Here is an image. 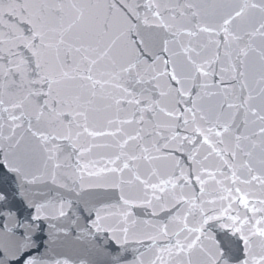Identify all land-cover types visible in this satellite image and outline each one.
<instances>
[{"label": "snow or ice", "instance_id": "6c2138e0", "mask_svg": "<svg viewBox=\"0 0 264 264\" xmlns=\"http://www.w3.org/2000/svg\"><path fill=\"white\" fill-rule=\"evenodd\" d=\"M5 169L0 264H264V0H0Z\"/></svg>", "mask_w": 264, "mask_h": 264}, {"label": "water", "instance_id": "95a60500", "mask_svg": "<svg viewBox=\"0 0 264 264\" xmlns=\"http://www.w3.org/2000/svg\"><path fill=\"white\" fill-rule=\"evenodd\" d=\"M0 185L9 192L8 202L6 204L0 203V233H2L3 228L7 225L18 236L19 233L24 231V225L32 222L31 217L35 214L34 209L28 207L27 200L23 198L16 179L12 174L7 173L6 169L0 172ZM41 191H44L42 185L31 186L28 196L37 202L43 201L45 197L39 195ZM40 223L43 228L41 235L46 236L48 232L47 222L41 221ZM12 238L15 239L16 237ZM62 250L75 258L70 244L65 245Z\"/></svg>", "mask_w": 264, "mask_h": 264}]
</instances>
